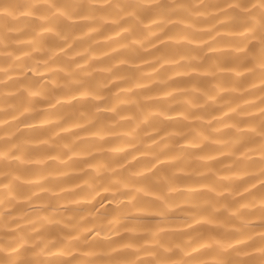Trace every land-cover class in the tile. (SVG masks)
Listing matches in <instances>:
<instances>
[{
    "label": "clouds",
    "instance_id": "1",
    "mask_svg": "<svg viewBox=\"0 0 264 264\" xmlns=\"http://www.w3.org/2000/svg\"><path fill=\"white\" fill-rule=\"evenodd\" d=\"M0 264H264V0H0Z\"/></svg>",
    "mask_w": 264,
    "mask_h": 264
}]
</instances>
